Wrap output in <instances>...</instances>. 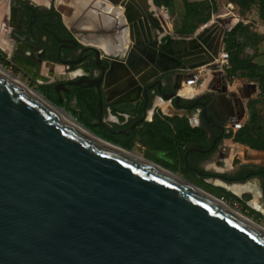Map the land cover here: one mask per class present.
I'll use <instances>...</instances> for the list:
<instances>
[{
	"label": "water",
	"instance_id": "95a60500",
	"mask_svg": "<svg viewBox=\"0 0 264 264\" xmlns=\"http://www.w3.org/2000/svg\"><path fill=\"white\" fill-rule=\"evenodd\" d=\"M96 2L92 12L117 8L100 14L123 23L135 56L158 73L174 69L173 45L187 40L141 38V20L154 14L148 0ZM9 3L0 0V22ZM5 38L0 31L8 52ZM205 55L197 66L214 61L211 50ZM77 123L104 144L0 73V264H264V232L224 208L222 198Z\"/></svg>",
	"mask_w": 264,
	"mask_h": 264
},
{
	"label": "flooded vegetation",
	"instance_id": "af4514ba",
	"mask_svg": "<svg viewBox=\"0 0 264 264\" xmlns=\"http://www.w3.org/2000/svg\"><path fill=\"white\" fill-rule=\"evenodd\" d=\"M59 1L50 0L44 6L32 0H10L9 11L0 22V31L6 32L3 42L8 52L0 48V54L45 87L56 105L67 107L72 102L92 105L95 116L88 122L99 129V134H95L128 150L134 149L141 128L152 124L159 110L164 115L182 118L173 126L177 175L191 183L192 179L213 185H216L213 179L225 181L229 184L220 186L233 193L231 187L239 186L243 191L236 196L251 194L247 204L264 215V159L245 163L237 155V135L250 120V102L257 85L245 81L242 88L236 87L220 68V61L197 66L209 59L204 54L213 46L212 37L202 36L204 33L188 36L196 39L201 34L196 39L198 47L189 50L176 47L180 45L176 41L174 69L158 73L143 57L133 54V44L125 41L123 23L110 17L105 21L91 18L89 2L82 5V0H76L77 5L74 3L71 9L65 3L62 8ZM152 16L146 20L147 30L141 38L160 37L166 41L164 35L155 32H161V26ZM94 21L99 28L94 33L83 32L94 29ZM181 37L173 36L175 40ZM225 38L220 51L224 50ZM200 50L205 51L199 53ZM147 65H150L148 76L137 77L135 70H144ZM127 73L135 76L136 96L112 97L107 90L108 82L116 92L131 89L135 84H129ZM162 102L168 103L172 112H165ZM79 110L85 113L83 108ZM211 165L218 169L209 168Z\"/></svg>",
	"mask_w": 264,
	"mask_h": 264
},
{
	"label": "rangeland",
	"instance_id": "374dc122",
	"mask_svg": "<svg viewBox=\"0 0 264 264\" xmlns=\"http://www.w3.org/2000/svg\"><path fill=\"white\" fill-rule=\"evenodd\" d=\"M54 1L57 2V0ZM76 2V0L59 1V3L71 6V9H73ZM150 2L152 3V8L159 13L158 15L164 22L166 29L168 25L170 26L168 34L172 37L174 35L183 37L193 36L197 33H202L203 29L209 24L212 26L215 22H225L224 26L221 27L223 31L221 34L222 38L224 30L226 28H230V30L227 32L225 38L224 50L220 51L222 38H220L221 41L217 44L219 47L216 46L217 50L219 48V51L216 53L218 57L217 62L220 61V68L230 76V82L236 87L242 88L245 81L256 83V95L253 101L250 102V107L259 112L262 117V125H264V82L260 76L257 77L256 75V73L264 74V0H150ZM231 21L232 23L229 24L228 22ZM187 23L195 26L194 32L190 34L179 33L180 29ZM227 53L235 59L240 60V64L232 66L226 55ZM0 67L13 74V76L18 77L28 87L44 94L45 87L31 80L28 75L17 69L9 58L2 54H0ZM70 105L59 107L66 109V115H73L72 111H77L76 117L73 116L79 121L78 118H81V115H83L79 112L80 103L72 102ZM249 116L251 118L252 112ZM83 117H85L87 122L93 119L90 113L86 112ZM154 119L152 124L141 128L133 150L143 155L146 159L154 160L160 167L177 174L174 161L173 126L178 119L182 118L174 115H164L159 110L156 112ZM79 122L84 124L81 121ZM87 128L97 135L99 134L98 128ZM238 142L237 155L245 163H252L254 158L250 156L264 159V150L255 151L253 150L255 148L251 147L248 143ZM191 181L196 186L222 198L225 203L264 226V215L259 211H255L247 204L250 201L249 197L251 194L237 196L238 199L236 200L230 196V194L236 196L235 193L222 187L196 179H192Z\"/></svg>",
	"mask_w": 264,
	"mask_h": 264
},
{
	"label": "bare ground",
	"instance_id": "6f19581e",
	"mask_svg": "<svg viewBox=\"0 0 264 264\" xmlns=\"http://www.w3.org/2000/svg\"><path fill=\"white\" fill-rule=\"evenodd\" d=\"M61 7L63 8V3L60 4ZM147 7H150L152 8V3L150 2V0H148V4H146ZM153 9V8H152ZM68 16V15H67ZM152 18H155L159 21V24L161 26V32L158 30H155V32H157L158 36H162V35H165L169 32V29H170V26L168 25L167 26V29H166V26L164 24V22L161 20L160 16L158 14L152 16ZM149 18H147L148 20ZM141 23L144 24L146 23V20L145 19H142L141 20ZM225 22H215L212 24L210 30L204 32V34L202 36H210L212 37L213 39V46H210L211 47H214V48H211V50L214 51V61L212 62L213 65L216 64L217 60H218V57L216 55V53L219 51V48L217 50L216 46L217 44L221 41L220 38H222L221 34H222V26H224ZM214 27V28H213ZM147 28V26H146ZM145 27H144V31L147 30ZM213 29V30H212ZM227 29V28H226ZM225 29V30H226ZM224 30V31H225ZM210 32V33H209ZM157 37V36H156ZM224 37V35H223ZM160 38V37H158ZM183 39L187 40V42H181L179 43L180 45H176V47H181L182 49L184 50H189V49H193L195 47H198V42L196 39H193L192 37H184ZM223 39V38H222ZM177 44V43H176ZM211 44V43H210ZM175 47V44L173 45V48ZM218 47V46H217ZM201 51V50H200ZM199 51V52H200ZM205 50H202L201 52H204ZM207 52V51H206ZM193 53V52H192ZM205 55V54H204ZM222 57V55H221ZM197 58V56H196ZM198 59V58H197ZM201 59V58H200ZM191 64V63H190ZM189 64V65H190ZM196 66V65H195ZM150 68V65H147L144 70H135V73L137 75V77L139 78H145L148 76V71L147 69ZM45 72V71H44ZM0 73L3 74L5 77H7L9 80H11L12 82H14L16 85H18L19 87H21L23 90H25L27 93H29L31 96H33L35 99H37L38 101L44 103L50 110H52L54 113H56L57 115H59L61 118H63L64 120H66L68 123H70L71 125H73L74 127H76L77 129H79L80 131H82L83 133H85L86 135H88L89 137H91L92 139L100 142V143H103L104 144V141L102 140H99L96 138V136H94L90 131H88L87 129H85L82 125H80L79 123H77L76 120L72 119L69 115H66L65 113H63L60 109H58L57 107H54L53 105H51L47 100L46 98H44L42 95H40L35 89H32L30 87H28L25 83H23L18 77H15L13 76V74H11L10 72L6 71L5 69H3L2 67H0ZM126 79L129 81V84L131 85L132 83H135V81H133L135 79V76L134 74L132 73H127L126 75ZM136 84V83H135ZM132 84V86L130 87L131 89H124L122 90L121 92H116V89L115 87L110 83L108 82L107 83V90L109 92V94L112 95V97L116 98V99H127V98H131V97H135L136 94H137V89H138V85L136 84ZM163 108H164V111L165 112H172V109L169 107V104L168 103H161ZM124 154H127L131 157H133L134 159H137L138 161H141L143 163H146L148 165H152L154 167H157L159 168L156 164L147 161L144 157L143 159L139 158L138 156H136L137 154H135L136 152H133V153H129V152H126V151H122ZM229 152V151H228ZM227 154V153H226ZM229 155V154H228ZM223 157V156H222ZM227 157V156H226ZM254 159L256 158H259V157H255V156H250ZM223 160V159H222ZM228 161V160H227ZM230 162V161H229ZM230 165V164H229ZM215 168V169H218L214 166H209V168ZM231 167V165H230ZM221 171V170H220ZM223 171V170H222ZM186 182V181H185ZM212 182L216 185H222V182L218 181V180H212ZM190 184V183H189ZM192 185V184H190ZM194 186V185H192ZM195 187V186H194ZM229 187V186H228ZM231 190L234 191L236 194L238 195H241L242 194V191L243 189L239 186H233L231 187ZM244 193V192H243ZM224 208H226L228 211L232 212L234 215H236L237 217H240L242 220H244L245 222H247L248 224L252 225L253 227L257 228L258 230L264 232V227L262 225H259L256 221H254L253 219L249 218L248 216H246L245 214L241 213L240 211H237L236 209H234L233 206H230L229 204L225 203L223 200H218L216 199Z\"/></svg>",
	"mask_w": 264,
	"mask_h": 264
},
{
	"label": "trees",
	"instance_id": "16d2710c",
	"mask_svg": "<svg viewBox=\"0 0 264 264\" xmlns=\"http://www.w3.org/2000/svg\"><path fill=\"white\" fill-rule=\"evenodd\" d=\"M195 30V26H191L190 23H187L182 29H180L179 33L190 34L193 33ZM228 60L231 62L232 66H237L240 64V60L235 59L233 56H230L228 53ZM257 77L260 76L262 81L264 82V74L256 73ZM44 94L47 98H49L52 102L54 99L50 96L46 91ZM80 107L85 110L86 113H90L91 118H94L95 112L93 110L92 105H83L80 103ZM252 116L247 124L241 129V131L237 135V141H242L248 143L251 147L259 150H264V125H262V117L260 116L259 112L251 107ZM72 114L75 116L78 114L77 111H72ZM82 114V113H81ZM80 114V115H81ZM84 115V114H83ZM81 115V118H78L79 121L83 122L87 127L93 129V126L85 120V117ZM76 117V116H75ZM230 194V193H229ZM234 199H238L237 196L230 194Z\"/></svg>",
	"mask_w": 264,
	"mask_h": 264
},
{
	"label": "crops",
	"instance_id": "0c3cea01",
	"mask_svg": "<svg viewBox=\"0 0 264 264\" xmlns=\"http://www.w3.org/2000/svg\"><path fill=\"white\" fill-rule=\"evenodd\" d=\"M67 1H69V0H66V2ZM97 0H82V2H81V4L83 5V3L84 2H86V3H88V13H89V15H90V17L91 18H94V19H97V18H100V19H102V20H104L105 21V19L106 18H109V17H106V18H104V17H102L103 15H101L100 13H107V14H114V12L113 11H116L117 10V8H115L113 5H111V10H109V12H104V11H101V12H99V13H97V11L96 12H92V10H91V7H94V8H96V10H98V5H97V2H96ZM121 11V14H122V12L124 11V10H120ZM155 11V10H154ZM120 13V12H119ZM154 14H159L157 11H155V13ZM116 16H117V14H116ZM118 17V16H117ZM148 21V20H147ZM94 26H95V28L94 29H87V30H91V31H96L98 28H99V24H97L95 21H94Z\"/></svg>",
	"mask_w": 264,
	"mask_h": 264
}]
</instances>
